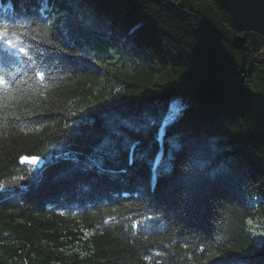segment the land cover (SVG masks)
<instances>
[{
    "label": "trees",
    "instance_id": "trees-1",
    "mask_svg": "<svg viewBox=\"0 0 264 264\" xmlns=\"http://www.w3.org/2000/svg\"><path fill=\"white\" fill-rule=\"evenodd\" d=\"M0 79V264H264V35L219 0H0Z\"/></svg>",
    "mask_w": 264,
    "mask_h": 264
},
{
    "label": "water",
    "instance_id": "water-1",
    "mask_svg": "<svg viewBox=\"0 0 264 264\" xmlns=\"http://www.w3.org/2000/svg\"><path fill=\"white\" fill-rule=\"evenodd\" d=\"M231 15L240 31H256L264 35V0H219ZM162 128L160 137L163 136ZM161 155V154H160ZM24 163H37L41 167L44 159L38 156H22ZM28 186V180L21 176H7L0 183V192H17Z\"/></svg>",
    "mask_w": 264,
    "mask_h": 264
},
{
    "label": "rangeland",
    "instance_id": "rangeland-1",
    "mask_svg": "<svg viewBox=\"0 0 264 264\" xmlns=\"http://www.w3.org/2000/svg\"><path fill=\"white\" fill-rule=\"evenodd\" d=\"M185 104V100L183 98L182 93H177L171 96L170 98V104L164 119V123L172 120L178 113L179 111L183 108ZM248 106L255 110L256 112H263L264 111V99L263 98H257L251 101L247 102ZM163 126L160 127L159 132H158V139L161 141V131H162ZM161 152H159L158 157L160 156ZM249 226L250 230L253 234V238L256 242H259L264 235V222L260 218V216H255L253 219H249Z\"/></svg>",
    "mask_w": 264,
    "mask_h": 264
},
{
    "label": "snow or ice",
    "instance_id": "snow-or-ice-1",
    "mask_svg": "<svg viewBox=\"0 0 264 264\" xmlns=\"http://www.w3.org/2000/svg\"><path fill=\"white\" fill-rule=\"evenodd\" d=\"M8 43H9V47H11L12 46L11 43L10 42H8ZM0 83H3L2 79H0Z\"/></svg>",
    "mask_w": 264,
    "mask_h": 264
},
{
    "label": "bare ground",
    "instance_id": "bare-ground-1",
    "mask_svg": "<svg viewBox=\"0 0 264 264\" xmlns=\"http://www.w3.org/2000/svg\"><path fill=\"white\" fill-rule=\"evenodd\" d=\"M22 162V161H21Z\"/></svg>",
    "mask_w": 264,
    "mask_h": 264
}]
</instances>
